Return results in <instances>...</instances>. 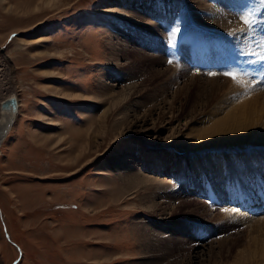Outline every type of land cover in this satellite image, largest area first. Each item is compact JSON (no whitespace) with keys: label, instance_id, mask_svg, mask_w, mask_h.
I'll list each match as a JSON object with an SVG mask.
<instances>
[{"label":"rangeland","instance_id":"1","mask_svg":"<svg viewBox=\"0 0 264 264\" xmlns=\"http://www.w3.org/2000/svg\"><path fill=\"white\" fill-rule=\"evenodd\" d=\"M201 1L207 10L189 0H0V104L11 95L19 101L0 141V264H264L263 188L254 178L244 188L257 202L244 207L249 197L242 195L240 204L225 176L230 161L222 180L204 165L208 156L210 164L223 156L221 141L214 133L207 145L199 139L229 109L222 78L239 82L241 73L243 46L234 32L245 25L213 23L219 16L227 22L231 4L251 16L252 0ZM146 54L161 57L170 71L155 76ZM244 55L252 67L244 74L259 82L264 61ZM102 81L113 91L107 129L95 122L106 102L91 100ZM133 83L137 90L122 101ZM263 104L251 110L248 148L233 146L228 155L264 152ZM126 111L128 119L113 128ZM138 146L162 152L164 164L151 177L164 181L146 187V194L174 207L165 218L139 201L141 193L130 196L129 176L115 173L118 151L146 170ZM186 176L192 183H182ZM184 200L192 203L183 206ZM204 205L211 211L205 216ZM218 212L229 218L216 220ZM162 224L170 228L159 239Z\"/></svg>","mask_w":264,"mask_h":264},{"label":"bare ground","instance_id":"2","mask_svg":"<svg viewBox=\"0 0 264 264\" xmlns=\"http://www.w3.org/2000/svg\"><path fill=\"white\" fill-rule=\"evenodd\" d=\"M119 1H121V0H119ZM232 1L234 3V1H236V0H232ZM189 2L194 9H197V10H199V9L207 10L208 9L207 5L204 2H202L201 0H189ZM117 3H118V1H117ZM115 4L113 5V7H115ZM239 5L237 7L234 4H231L229 6L230 12L229 11L227 12V13H229L227 15V18H228L227 22L224 21L223 19L219 18L220 17L219 16V17H217V20L213 23V25L218 26L221 29H225V28L231 29V28H234L236 26V24L237 25L240 24V26L245 25L244 27L238 26V28H241L240 31L239 30L237 32L233 31L234 33L237 34V36H238V33L240 32V36L237 37V41L243 46V51H238L240 56L239 55L237 56V60H239V64H240L239 71H241V73L238 74L239 75L238 76L239 82L233 80L234 79V78L232 79L233 76L230 78H228V77L222 78L223 83L225 85L224 88H226L228 86V90L224 93L225 95H227L228 98L226 99V101H223V102L227 103L226 105H227V108H229V109L225 112L223 117H221L220 119H217V121L214 123V126L212 127V129L211 130L209 129L208 131L202 133L199 136V139H201L203 142L206 141L204 143H205V145H207L211 141H207L208 139H206V137H208L209 134L214 133L213 134L214 140H219L222 142V144H221V142H219V144L224 151L223 156L216 157L214 163H212V164H210V163L213 161L209 162L210 156H208L204 159L205 160L204 165H205V167H210L209 168V170H211L210 174L213 175V178L215 180H217V179L222 180L224 178L225 162L229 163V161H230L229 164H230V167L232 169L230 171H228L227 175H225V176H226V178L228 177V179L230 181H234L233 183L236 185L235 191H236V193H240V196H239L240 199L237 198L236 200L237 201L239 200L238 202H240V204H242V203H244V201L242 199L244 196L249 197V198L247 197L249 203L251 201H253L255 198V196L252 192H250L247 188H244V186H247L250 181H252V183H253L254 178H256L257 184L261 185L264 189V176L262 178V176L260 174L262 171L264 172V152H259V153H256L254 155H247V154L242 153V154H235V156H233L231 154L228 155L227 153L229 151L234 150V148L231 149V147H233V146H236L239 148H243V147L248 148L249 143L247 141H245V142H243V141L250 136V131L253 129L252 124H254V123H252V119H250V117L252 116V118H253L252 113L254 112V110H253V112L251 110L253 109L255 103H258L259 101H264V77L262 79L258 78L260 80L259 82H253L252 80H249L247 78L248 75L244 74L246 72V70L248 71V70L252 69V67L251 68L248 67L249 63L247 61L249 59L246 58V56L244 55L245 53L250 54V55L254 54L256 59L258 58V61L259 60L264 61V0H252V5H250V8H249L251 10V12H250L251 16H248L245 13V9H244L243 5H241V4H239ZM112 11L116 12L122 16L123 15L127 16V17L135 16L136 18H139L133 12H131V13L128 12L129 14H127V12H125V9L124 10L112 9ZM234 11L238 12V14L241 13L242 14L241 18H238V20L234 19V15H233V13H231ZM235 15H236V13H235ZM206 21H208V20H206ZM146 56H147V58L152 60L151 66H152V69H155V71H154L155 76H161V74H164V73L170 71V68H164L161 65V63L163 64V62H164L161 57H151L152 55H148V54H146ZM259 71H260V69H259ZM103 81L100 83L101 87L98 89L97 95L93 96V98L91 100H94L97 103L98 102L104 103V101L106 102L107 106L105 107L104 112L101 114L99 119L95 122L98 123L99 128L107 129V127H109L108 126L109 125L108 124L109 118L113 117L112 116V110L114 108L112 105V100L109 101L110 96H111V92H113V91H112L111 85H108L109 83L106 84ZM193 81H194V78H190V82H193ZM254 81H255V79H254ZM249 83L250 84L253 83L254 85L256 84V86L250 87L248 85ZM136 85L137 84L133 83V85L132 84L130 85L129 89H125V90H127V92L123 91L122 101L127 100L128 97H130V95L135 90H137ZM186 85H184L185 88H186ZM243 85H245V88L242 90L241 88L243 87ZM187 86H189V84ZM238 87H241V88H238ZM182 88H180L181 91H182ZM245 90H247V91H245ZM244 92L250 94V97H247V94H245ZM9 98H15L16 99L17 110H16L15 114H5V113H2L0 110V141L5 137V134H7L8 131L12 128V124L16 120L17 115L19 113V101H18L17 96L16 95L8 96L3 101H5ZM67 98H71L72 100H76V101L86 100L85 97H82L81 95H76V94L67 95ZM1 104H2V102H1ZM1 104H0V106H1ZM130 108H131L130 109V118H131V116L136 113V110H134L132 106ZM147 111H149V110H147ZM261 111H262V109H261ZM127 113H128V111H126L125 115L121 116V120L113 122V124H112L113 128L114 127L118 128L120 125H122L128 119ZM117 116H119V115H117ZM172 118H173V116H172ZM167 124H168V122H167ZM169 124H171V123H169ZM111 130H112V128H111ZM218 133H222L223 134L222 136H224V138L223 139L215 138V137H219V136L215 135ZM235 139H237V141L242 140V142L232 143V141H234ZM164 146L168 147L167 144H164ZM257 146H259V145H254L253 147H257ZM239 148H237V149H239ZM244 149L245 148H243V151H244ZM132 150L133 149L130 148V152H132ZM135 151L137 152L138 159H140V161L143 163V166H144L143 169H146V170L140 171V168L139 167L137 168L135 166V164H134L135 161L132 160L134 157H132V158L130 157L131 159H130V161H128L127 158H125V156H123V154L120 151H118V153H115L114 155H112V156H114L112 158L115 159L114 160L115 161V165H114L115 173L117 175H122L124 177H126L125 175L129 176L131 184H132L131 192L133 191V193H130V196L134 195V191H135V193H141L139 198H138L139 201L143 202V205L148 204L149 205L148 209H152L153 212H157V213H159V216L164 217V216L168 215V212L170 210H172L174 207H172V205H170L168 203V201H165L166 202L165 205L161 204L160 202H156L155 200L157 198L154 195L146 194V192L148 190L146 187H148V186L150 187L155 181L156 182L158 180L160 182L164 181V179H161V178L155 179V178L151 177V175H153L155 173L159 174L160 173V166L162 164H164V161H162V162L160 161V156H161L162 152H158V153L151 152L150 149H146L145 147L143 148L141 146H138L137 150H135ZM239 156H241L243 160L234 161L236 159H239ZM153 160H155L156 164L155 163L151 164V162H153ZM158 162H160L159 165H157ZM103 171H105V170H103ZM180 180H182V183L183 184L185 183V185L192 183V180L188 179V177L183 178V179L180 178ZM190 180H191V182H189ZM250 185L252 186L251 183H250ZM230 194H231V192L229 193V195ZM258 194H259L261 199H264V195H262V193L260 191L258 192ZM232 195H233V193L230 195L231 198H232ZM242 195H244V196H242ZM232 200H233V198H232ZM189 203H192V201L191 200H187V201L184 200L181 202V205L186 206ZM195 204L198 205V203H195ZM206 204H208V203H206ZM215 204L218 205L217 202L213 203L214 206H215ZM208 210H209V208H207V206L204 205L203 210L200 214H204V216H205L211 212ZM230 212L231 211H229V213ZM191 213H197V212H195L194 210H191ZM225 213H226V211H225ZM229 216H231V213ZM161 217H160V219H161ZM227 217L228 216H223V214L221 212H218L217 214L214 215V218L216 220H220V219L226 220ZM233 218H235V217H233ZM239 221L242 222L241 220H239ZM161 226L160 227H161V229H163V231L162 232H156L157 234H155L159 239H160L161 235L163 236V234L167 232V230H166V232L164 231V228H170V227H168V225H164V227H163V224H162ZM182 241L184 242V240H182ZM200 244H201L200 246L205 247L204 244H202V243H200ZM208 246L210 247V245H208ZM165 247H167V246H165ZM169 249H170V247H169ZM191 262H192V260H191Z\"/></svg>","mask_w":264,"mask_h":264},{"label":"water","instance_id":"3","mask_svg":"<svg viewBox=\"0 0 264 264\" xmlns=\"http://www.w3.org/2000/svg\"><path fill=\"white\" fill-rule=\"evenodd\" d=\"M0 110L5 114H15L17 110V102L15 98H9L2 102Z\"/></svg>","mask_w":264,"mask_h":264}]
</instances>
